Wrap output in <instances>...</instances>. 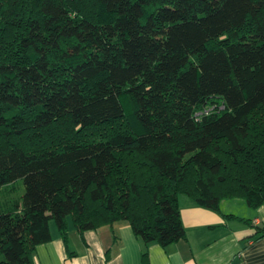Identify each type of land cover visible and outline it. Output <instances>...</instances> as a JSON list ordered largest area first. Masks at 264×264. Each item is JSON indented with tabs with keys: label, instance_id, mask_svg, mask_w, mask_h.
<instances>
[{
	"label": "trees",
	"instance_id": "1",
	"mask_svg": "<svg viewBox=\"0 0 264 264\" xmlns=\"http://www.w3.org/2000/svg\"><path fill=\"white\" fill-rule=\"evenodd\" d=\"M180 194L264 203V0H0V264L69 217L165 247Z\"/></svg>",
	"mask_w": 264,
	"mask_h": 264
},
{
	"label": "crops",
	"instance_id": "2",
	"mask_svg": "<svg viewBox=\"0 0 264 264\" xmlns=\"http://www.w3.org/2000/svg\"><path fill=\"white\" fill-rule=\"evenodd\" d=\"M178 202L185 238L177 242L145 246L124 221L86 230L81 237L68 222V248L75 253L70 256L58 228L49 224L51 240L37 245L32 264H105L107 250V264H143L144 249L149 264H264V236L256 234L257 226L264 227V203L251 208L243 198H225L215 211L184 194Z\"/></svg>",
	"mask_w": 264,
	"mask_h": 264
},
{
	"label": "rangeland",
	"instance_id": "3",
	"mask_svg": "<svg viewBox=\"0 0 264 264\" xmlns=\"http://www.w3.org/2000/svg\"><path fill=\"white\" fill-rule=\"evenodd\" d=\"M68 222L72 224V220L70 217L68 218ZM49 224L53 229H57V225L54 220H51Z\"/></svg>",
	"mask_w": 264,
	"mask_h": 264
}]
</instances>
